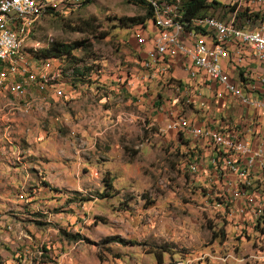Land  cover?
<instances>
[{
	"label": "rangeland",
	"instance_id": "1",
	"mask_svg": "<svg viewBox=\"0 0 264 264\" xmlns=\"http://www.w3.org/2000/svg\"><path fill=\"white\" fill-rule=\"evenodd\" d=\"M61 11L27 36L12 29L27 76L0 66L2 264H264V223L232 225L237 205L198 181L200 157L192 166L152 107L159 93L130 82L147 10L93 0Z\"/></svg>",
	"mask_w": 264,
	"mask_h": 264
},
{
	"label": "built area",
	"instance_id": "2",
	"mask_svg": "<svg viewBox=\"0 0 264 264\" xmlns=\"http://www.w3.org/2000/svg\"><path fill=\"white\" fill-rule=\"evenodd\" d=\"M184 1L148 0L146 5L153 12L151 20L156 31H162V38L160 43L151 44L155 34L137 36L138 43L152 46L154 53L150 54V59L181 58L182 67L191 78H196L198 71L203 72L217 89L215 98H229L228 107L240 110L237 117L227 116L226 121L216 122L213 126H189L188 135L178 137L187 153L194 150V144L207 148L206 168L225 159L227 146L235 147L237 165L226 163V168L215 170L214 178L209 180L213 184L226 185L230 202L237 203V211H226V215L236 214L241 226H251L254 209L262 203L261 194H255L253 190L236 192V183L242 175V167L254 169L264 176V0H217L225 6V16L190 19V29L179 26V16H184ZM71 2L78 0H0V7L8 8V16H0V35H5L3 44H14L19 38L12 36V29H21V36H24L27 18L40 11L39 3L49 4L51 12L55 13L65 4L70 6ZM0 48L3 49V45ZM1 57H8L6 70H18V75H28L27 67L22 65L24 57L11 55L10 51H3ZM12 88H16L14 82L8 84V90ZM54 93L59 98L66 97L64 86L57 85ZM167 114L172 133H176L180 125H187L185 115L176 111ZM195 158L192 157V166H195ZM214 206L215 211L216 206L225 208L223 203H214ZM257 239L264 241V237Z\"/></svg>",
	"mask_w": 264,
	"mask_h": 264
},
{
	"label": "crops",
	"instance_id": "3",
	"mask_svg": "<svg viewBox=\"0 0 264 264\" xmlns=\"http://www.w3.org/2000/svg\"><path fill=\"white\" fill-rule=\"evenodd\" d=\"M161 32L162 31H159V35L155 39V44ZM154 34H156V29L152 22L151 25L149 24L143 30V32L137 34V36L151 37ZM137 48H138L136 49L138 53L137 60L140 68L136 70L135 74L131 75L130 82H134V84L135 83L142 84V86L137 88L141 94L146 95L150 90L159 93L158 97L153 101L152 107H154L155 110L156 109L158 110L160 116L159 118L163 121L162 122L163 128L167 123L168 132H172V127L169 123L168 120L169 118L167 114L170 111H176L179 114L185 115L187 118V125H180L179 127L176 128V134L178 136L188 135L189 126H194V124L200 127L213 126L216 122L226 121L227 116H232V115L235 116V113L239 111L236 108L228 107L229 105L227 101L229 100V98H225V97L223 99L215 98L217 89L208 82L203 72L198 71L196 78H191L184 71L182 67L183 60L181 58L175 59L173 57L168 56L166 58H159L157 60L152 58L150 59L149 58L150 54L154 53L151 45L149 44L143 46L140 45V47ZM148 63H154L151 69L147 68L146 65ZM1 64L5 65L0 62V65ZM45 76H48L49 79L44 82H49L51 80H55L54 79L55 77H59L60 73L57 72L55 75H53V77H51L48 74H45L43 75V80ZM148 83H151L152 85H149ZM59 86H64V85L60 84ZM18 87L19 86H16V88H12V90L14 92L18 91L17 89ZM200 102H204L205 104H200ZM233 119H235V117H233ZM178 143L182 147V143L180 142L179 139H178ZM190 153L191 155L189 156L191 160L193 154L195 155V153H197L199 155L200 160L198 161L197 165L199 168L203 169V172H205L206 175V176L199 175L198 181H200L202 185L207 184V187H212L213 185L217 186L215 194L213 191H209L210 193L209 195L212 196L213 194L212 196L213 198H215L216 196L222 197L219 200L220 202H222L225 197H229L230 194L229 191H227V186L213 184L211 180H208L209 179L208 176L209 174H211L212 176L210 177V179L214 178L215 170H221L226 168V163L230 165H237L238 155L232 152L225 151L224 152L225 159H220L212 163V168H206L205 159H207L208 157V150L206 147H203L202 144H194V150H191ZM263 182H264V176L260 175L259 177V173L257 172L250 173L247 167H242V175L238 176V183H236V187L241 188L243 192H251V190H253L255 194H261V202H262L264 200V195L262 194L264 192ZM231 203L237 205V203L234 202ZM260 210H261L260 207L254 209V217H255V212ZM252 219L264 223L263 217L252 218ZM235 220L236 221L232 222L233 223L232 225L243 230L244 226H241V220H239L238 215H236ZM255 220L253 221L255 222Z\"/></svg>",
	"mask_w": 264,
	"mask_h": 264
},
{
	"label": "trees",
	"instance_id": "4",
	"mask_svg": "<svg viewBox=\"0 0 264 264\" xmlns=\"http://www.w3.org/2000/svg\"><path fill=\"white\" fill-rule=\"evenodd\" d=\"M93 0H84L81 3H77V4H72L70 5V7H74V6H79L83 3L88 4L90 2H92ZM127 2L134 4L136 6H142L147 10V17L145 18V22L150 18L152 19L153 16V12L151 10V8H149L146 3L148 2V0H126ZM41 7L40 9V14L43 15L45 13V15L47 14H51V6L47 3H41ZM222 3L217 1V0H185L184 1V16H179V23H181V25L184 27V29H190V19L193 18H197V17H205V16H212V17H224L225 16V10L224 12H222L221 10H223L222 7ZM61 9H65V7H60L59 9L56 10V12H62ZM219 14L215 15V14ZM240 17H244V16H240ZM19 32L21 33V29H18ZM58 49V48H55ZM60 51V50H58ZM109 188L113 189V185L110 183L109 184ZM264 218V212L259 215L257 218ZM260 224V221H259ZM0 264H2V260L0 257Z\"/></svg>",
	"mask_w": 264,
	"mask_h": 264
},
{
	"label": "bare ground",
	"instance_id": "5",
	"mask_svg": "<svg viewBox=\"0 0 264 264\" xmlns=\"http://www.w3.org/2000/svg\"><path fill=\"white\" fill-rule=\"evenodd\" d=\"M41 6H42L41 3H39V8ZM0 16H8V8L0 7ZM40 17H41V14L39 11L38 13L32 14L27 18V24H26V27L24 28V33L26 34V36L29 33L28 28L31 27L35 23V21L38 20ZM179 26H180V28L184 29V27L181 25V23H179ZM12 36L13 37H19L18 34L14 33V32H12ZM160 38H162V35L156 40V44L160 43ZM25 40H26L25 38L19 37L16 41H14V44H3V43H5V35H0V47H2V45H3V49L0 48V56H3V51H10L11 55H19L20 56V54L22 52V45L25 42ZM0 62L3 64H8V57H1ZM152 67H153V65L151 63L147 64V68L151 69ZM12 71H16V70H12ZM225 151L226 152H232V153L238 155V153H235V147L234 146H227V149H224V152ZM248 170L250 173L251 172H257L254 169H252L250 171L249 167H248ZM262 171H264V163H262ZM259 177H260V174H259ZM263 191H264V182H263ZM236 192H243V190L239 187L238 188L236 187ZM262 194L264 195V192ZM260 208H261L260 211L255 212L254 218H257L259 215H261L264 212V200L262 201Z\"/></svg>",
	"mask_w": 264,
	"mask_h": 264
}]
</instances>
